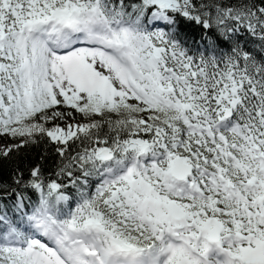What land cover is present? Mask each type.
Masks as SVG:
<instances>
[{
  "label": "snow or ice",
  "instance_id": "1",
  "mask_svg": "<svg viewBox=\"0 0 264 264\" xmlns=\"http://www.w3.org/2000/svg\"><path fill=\"white\" fill-rule=\"evenodd\" d=\"M0 264H264V0H0Z\"/></svg>",
  "mask_w": 264,
  "mask_h": 264
}]
</instances>
